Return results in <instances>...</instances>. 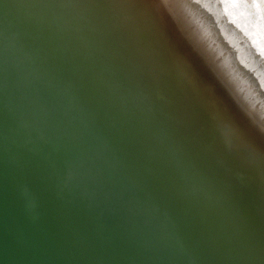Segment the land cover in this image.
I'll return each instance as SVG.
<instances>
[{
    "label": "water",
    "instance_id": "95a60500",
    "mask_svg": "<svg viewBox=\"0 0 264 264\" xmlns=\"http://www.w3.org/2000/svg\"><path fill=\"white\" fill-rule=\"evenodd\" d=\"M223 5L0 0V18L91 99L198 262L264 264V46ZM7 182L43 209L46 264H145L96 187L0 90V199Z\"/></svg>",
    "mask_w": 264,
    "mask_h": 264
},
{
    "label": "bare ground",
    "instance_id": "6f19581e",
    "mask_svg": "<svg viewBox=\"0 0 264 264\" xmlns=\"http://www.w3.org/2000/svg\"><path fill=\"white\" fill-rule=\"evenodd\" d=\"M255 1L258 5L252 7L253 4L249 0H225L223 7L225 10L228 8L232 19L243 28L247 35L252 29V31L254 30L252 33L258 32L264 36V29H260L261 23L264 24V0ZM2 27L0 18V46L4 47L2 42H6L7 38L5 39V37H10L7 35L10 33H8L9 29ZM9 31L13 33L12 30ZM260 39H254V41L260 42ZM262 39L264 41L263 37ZM261 43L264 45V42L259 44ZM257 44L256 46H258ZM11 47L16 49V44L14 43ZM8 50L12 53L15 51L13 49ZM34 57L37 63L34 66H29ZM46 63L36 52H30L27 45L22 58L15 61L16 67L19 70L22 69L24 74L25 72L29 74V71L34 70L38 75L48 77L47 82L53 81L51 83L53 85L40 90V87H33L36 79L24 77L22 88L33 89L34 92L42 96L44 103L48 104L47 111L39 116L40 127L45 135L74 164L85 157L95 160L94 156L91 157V150L94 149L96 139L100 144V149L107 152L111 160L109 163L115 167L117 175L127 189L128 198L136 206L137 215L147 231L148 238L146 239L150 243L152 242V251L155 252L156 257L140 251L138 244L142 241L140 233H136L138 226L132 212L113 210L111 215L119 224L122 232L127 235V241L133 245L143 262L145 264H202L190 253V244L186 239L178 215L165 208L153 195L154 192L148 190L142 182L136 179V174L128 167L125 158L112 144L114 136L103 130L104 126L97 116L96 107L91 99L87 98L70 80L67 79L69 81L67 82L63 78V71ZM35 67H41V69L37 72ZM77 89L86 97V100L82 98ZM20 94L21 92H13V94L6 93L5 96L10 101H16ZM137 98L141 112L155 119L154 107L142 95L137 94ZM73 109L78 112L72 113L71 110ZM77 124H81L78 126V128L81 127L79 129L86 131L81 133L76 126ZM96 148L99 150V147ZM82 173L84 170L80 172V174ZM186 176L194 191L203 190V187L196 182L189 171ZM6 184L7 188L2 195L3 199H0V264H46L45 253H41V251L46 238H50L42 230L43 219L41 215L43 209L27 200L9 182ZM203 193L205 197L210 199L209 206H213L212 194L208 193L206 189L203 190ZM17 209L20 212L15 213ZM28 218L31 221L27 220ZM230 261L232 264H240L232 259Z\"/></svg>",
    "mask_w": 264,
    "mask_h": 264
},
{
    "label": "rangeland",
    "instance_id": "374dc122",
    "mask_svg": "<svg viewBox=\"0 0 264 264\" xmlns=\"http://www.w3.org/2000/svg\"><path fill=\"white\" fill-rule=\"evenodd\" d=\"M260 26H261L260 29H264V24L261 23ZM253 31L252 29H250L248 36L252 34L256 36V37L254 36L252 37L253 40L261 38L260 42H264L262 41L263 40L262 37L264 38V36L260 35V33L258 34V32L252 33ZM8 33H10L7 34L10 37H5V39L7 38L5 43H7L8 41L9 42L7 44L2 42V45H4V47L0 46V90L4 94L6 93L13 94V92H21V94L17 97V100L11 102L28 123H30L35 128H37L38 130L44 133V131L42 130L39 124L40 123L39 116L47 111L48 104L46 105L44 103V100L42 99V96L39 95V93L34 92L33 89L31 88L24 89L22 88L23 87L22 85L24 83V77H26V79L29 77L32 79H36V82L33 84V87H40V90L44 88L46 89V87H50L51 85H53L51 84L53 83V81L51 80L50 82H47L48 77L45 78L43 77V75H38L36 72H34V70L29 71V74H27L26 72L24 74L22 69L19 70L16 67L15 61L17 59L22 58L26 45L21 41L20 39L21 36L18 32L13 31L12 33L8 30ZM8 38L11 40H9ZM260 42H257L258 43L257 45L261 46L262 44V46H264L263 43L259 44ZM14 43L16 44V49L11 47L12 45H14ZM8 49H13L15 51L14 53H12ZM35 63L37 62L34 57V59L30 61L29 66H34ZM35 68L37 72L38 70L41 69V67L38 68L35 67ZM71 112L74 113L78 111L73 109L71 110ZM76 126L78 128V126H81V124H77ZM79 131L81 133H84V131L86 130L79 129ZM96 147H99V150ZM91 151H92L91 157L94 156L95 160L94 159L91 160L90 158L85 157L81 161L75 162L76 167H78L80 172L84 170V173H82L81 175L87 177L89 179V182L96 187V189L99 191L102 197L106 200L110 213L113 210L114 211L118 210L120 212L126 211V212H132L134 214L135 221L138 226V228L136 229V233L137 232L140 233V237L142 241V243L138 244L140 251L145 252L146 254H151L152 257H156L155 252L152 251L153 250L152 242L150 243L146 239L148 238L147 231L145 230V226L143 222L140 221L137 215L135 208L136 206H134L131 203L130 199L128 198L127 189L125 185L122 184L120 177L117 175L115 167L112 165V163H109L111 162V160L107 152H104L103 149L102 150L100 149V144L98 143L97 139L95 141L94 149ZM1 199H3V196H1ZM16 212L18 213L20 211L17 209L15 210V213ZM27 220L31 221L30 218H28ZM126 236L127 235L125 234V237ZM126 239L128 240L127 237ZM145 242L148 244H146Z\"/></svg>",
    "mask_w": 264,
    "mask_h": 264
}]
</instances>
